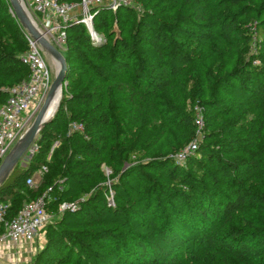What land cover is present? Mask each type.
Segmentation results:
<instances>
[{
	"label": "trees",
	"instance_id": "trees-1",
	"mask_svg": "<svg viewBox=\"0 0 264 264\" xmlns=\"http://www.w3.org/2000/svg\"><path fill=\"white\" fill-rule=\"evenodd\" d=\"M164 2L184 12L163 20L145 0L147 8L133 23L136 13L129 7H93V28L106 37L104 43H95L82 24L67 27L59 107L40 130L28 163L16 165L0 185V201L10 200L13 216L64 180L63 191H54L56 200L47 206L54 216L33 264H169L180 255L196 256L199 248L232 264H264V0H213L215 12L206 0ZM8 8L0 0V106L7 89L29 76L25 32ZM114 19L132 29L115 37ZM214 43H254L256 52L246 60L237 51L225 66ZM200 45L218 54L217 70L200 57ZM191 65L197 70L191 75L193 100L213 112L195 153L179 165L163 148L159 156L122 170V162L140 150L123 146L121 134L131 118L147 127L154 105L170 109L175 128L182 122L184 141L192 138L194 110L178 104L172 92ZM255 104L256 123L238 129ZM73 121L84 131L68 134ZM43 164L48 170L41 182L28 186L26 179ZM102 164L118 181L105 183ZM89 181L94 189L77 208L59 213L58 203L76 201Z\"/></svg>",
	"mask_w": 264,
	"mask_h": 264
},
{
	"label": "built area",
	"instance_id": "built-area-1",
	"mask_svg": "<svg viewBox=\"0 0 264 264\" xmlns=\"http://www.w3.org/2000/svg\"><path fill=\"white\" fill-rule=\"evenodd\" d=\"M27 1L31 14L35 17L33 21L37 28L57 49L65 46L67 27L73 24L84 25L92 40L100 38L93 28L92 8L103 4V0H82L81 3L69 0ZM111 1L113 3L111 7L115 10L117 6L132 0ZM25 39L28 48L23 60L28 66L29 76L26 80L7 89V98L0 106V164L30 127L51 85L50 74L42 55L41 46L27 32H25ZM202 113L203 108L196 104L194 106L195 137L175 154L176 160L184 161L195 153L197 142L202 137ZM75 130L83 132V124L75 121L70 122L68 134ZM84 137L87 138V135L84 134ZM47 170V165L43 164L26 179V184L30 187H37ZM110 172V169L105 168L106 174ZM63 181V179H59L55 186H48L40 196L24 203L13 216H9L10 200L0 201V256L11 254L12 251L16 253V256L23 257L35 254L36 242L44 238L43 229L53 220L54 215L49 213L47 206L50 201L56 200V196L53 195L54 191H63ZM106 198L109 205L114 204L112 190H109ZM77 205L78 201L59 202L58 212L74 210ZM20 251L22 253H18Z\"/></svg>",
	"mask_w": 264,
	"mask_h": 264
},
{
	"label": "rangeland",
	"instance_id": "rangeland-1",
	"mask_svg": "<svg viewBox=\"0 0 264 264\" xmlns=\"http://www.w3.org/2000/svg\"><path fill=\"white\" fill-rule=\"evenodd\" d=\"M3 1L8 4V6H9L8 11L13 14V11L10 7L9 1L8 0H3ZM150 1L152 2V5L153 4L156 5V10H157L156 14L159 16L160 19H163V20H172L174 18H177L181 13L184 12L183 9H178L177 6L170 5L171 3L168 4L169 2L168 3L164 2V0H150ZM21 2L23 3L24 7L26 8V10L29 13L30 17L32 18V20H34L33 18H35V17L31 14L28 1L27 0H21ZM81 2H82V0H79V3H81ZM144 2H145V0H132L131 2H127L126 4H121V5L117 6L115 10H113L111 7L113 5L111 0H103V4H101V5L107 6L112 11H116L120 7H129L131 9H133L136 13L132 17V21L134 23L138 19L139 15L147 8L146 4ZM206 3H207V6L210 10H212L214 12L218 11L216 9V6H214V4H213V0H206ZM150 8H152V7H150ZM77 11H79V10H77ZM16 21L19 24V26L22 28V26L20 25V23L18 22L17 19H16ZM126 25L127 26H125V27L122 26L123 27L122 28L121 24L118 23L116 21V19H114L113 25L111 28V32L114 34L115 37H118V36H120V34H123L125 32L128 33V31H124V30H131L132 26H130V24H126ZM23 30H24V32H26L25 29H23ZM98 35L100 38L97 40H94L95 43L100 44V43L106 42V37L103 34L99 33ZM214 47L216 48V50L218 52H221V56H219V58L223 61L225 66L234 60L235 53L237 51L239 52L238 55L243 56L246 60L250 59V55L254 54L256 52V48H255L254 43H251L250 45L243 43L240 46L234 45L232 47L222 46L219 43H214ZM58 50L65 57L66 47L65 46H63L62 48L58 47ZM213 50L214 49L208 45H200L199 46V51L201 52L200 57L206 58L210 62V64H212V69L217 70L218 66H219V62H218L219 59H218V56H216L218 54L213 52ZM42 55H43L44 61L46 63V66L48 68L50 78H51V82H52L56 76L57 71H58L59 62L47 50H45L43 48H42ZM198 57H199V55H198ZM253 63L259 64V61L254 60ZM192 73H194V74L197 73V70L193 65H191L190 67H188L187 69L182 71L180 74V77L178 79H175V81L173 83V91L172 92H173L174 96L177 98L178 104H183L187 111L190 112L191 110H194V106L196 104H199L203 108V113H202L203 127L201 130L202 137L199 139L202 141L203 134L206 132V126L210 121L209 116L211 114H213V112L205 110L204 107L202 106V102L197 103L196 100L195 101L193 100V88H192L193 87V85H192L193 79H191ZM62 86L63 87L66 86V82H64ZM61 97H62V90H61ZM223 99L224 100L227 99L226 95H223ZM60 100H61V98H60ZM223 105L225 106L224 108L226 109V111H228L229 110L228 105H226V104H223ZM253 106L254 107L250 111L247 119H244L239 123L238 129L244 131L248 127H250L252 125V123L254 122V117L258 113L259 109H258V106L256 104ZM169 110L170 109H167L166 106H164V105H159V104L154 105L152 108V114L153 115H152V118L149 120V125L147 127L139 128L137 126L136 122H134L132 118L130 119L131 122L128 125L126 131H123V133L121 134V142H122L121 144H123V146L132 145L133 148L135 147V148L139 149L140 151L137 155L133 154L129 159H126L125 161L122 162V167H121L122 170L128 168L132 164L133 165L134 164L135 165L136 164L141 165V164H143V161L148 160L150 157L159 156V153L163 148H167L169 150L167 153H165V154H167V158L173 159L179 165H184L187 158L184 161H178L175 158V154L179 150H181L184 146H186L195 137L196 127L195 126L193 127L194 133L192 135V138L184 141L185 138L182 136L184 135L183 132L186 128H184V126L182 125V122L179 123L181 125H179L178 128H175L172 125V121L169 119V117L172 116V112ZM134 114L135 113L133 111L130 112L129 117H133ZM182 140H183V143L181 142V143L177 144L178 142H180ZM35 141H36V139L34 140L32 146L29 148V150L21 158V160H19L17 165L25 166L28 163L31 156L37 151V146H36ZM105 168H108L111 170V168L109 166H107L106 164L101 165V171L106 178L105 183L109 185L112 181H114V182L118 181V174L112 176L113 175L112 171L109 174H106ZM134 177H135L134 174L130 175V178H134ZM107 179H109V180H107ZM91 183H92V181H89L88 185L85 186L84 195L78 196L76 201H78V202L82 201L90 194V192L94 189L93 186H91ZM38 184H37V186H38ZM44 242H45V236L41 241L38 240L36 242L37 243L36 252L33 256H24V257L21 255L16 256V253H14L12 251L11 254L5 255V259L0 258V264H33L34 258L36 256L37 252L44 245ZM197 252H198V254L196 256H190L189 257V256H185V255H180L178 258H176L173 262H171L169 264H232V263H230L229 259L217 257L215 255H212V253H206L201 248L197 249ZM18 253H22V252L20 251ZM35 264H37V263H35Z\"/></svg>",
	"mask_w": 264,
	"mask_h": 264
},
{
	"label": "water",
	"instance_id": "water-1",
	"mask_svg": "<svg viewBox=\"0 0 264 264\" xmlns=\"http://www.w3.org/2000/svg\"><path fill=\"white\" fill-rule=\"evenodd\" d=\"M13 11L14 17L20 25L32 38L45 50H47L59 62L58 71L54 80L51 82L49 91L45 100L32 121L30 127L24 135L16 142L10 152L5 156L0 164V185L8 178L12 170L15 168L19 160L32 146L34 140L38 136L40 130L49 123L54 114L47 116L49 105L58 90H62V85L65 81L67 63L63 54L49 42L47 38L39 31L21 0H8ZM59 107V106H58ZM58 109V108H57ZM56 112V111H55Z\"/></svg>",
	"mask_w": 264,
	"mask_h": 264
},
{
	"label": "bare ground",
	"instance_id": "bare-ground-1",
	"mask_svg": "<svg viewBox=\"0 0 264 264\" xmlns=\"http://www.w3.org/2000/svg\"><path fill=\"white\" fill-rule=\"evenodd\" d=\"M60 98H61V90H58L56 92V94L54 95L50 105H49V108H48V111H47V116L50 117L51 115H53L55 113V111L57 110L58 106H59V103H60Z\"/></svg>",
	"mask_w": 264,
	"mask_h": 264
},
{
	"label": "crops",
	"instance_id": "crops-1",
	"mask_svg": "<svg viewBox=\"0 0 264 264\" xmlns=\"http://www.w3.org/2000/svg\"><path fill=\"white\" fill-rule=\"evenodd\" d=\"M5 255H6V254H4L3 256H0V258H4V259H5Z\"/></svg>",
	"mask_w": 264,
	"mask_h": 264
}]
</instances>
